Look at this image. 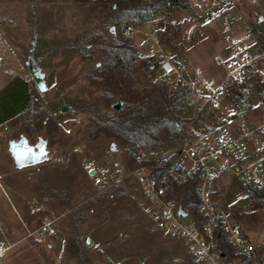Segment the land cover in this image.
I'll list each match as a JSON object with an SVG mask.
<instances>
[{"label": "rangeland", "instance_id": "rangeland-1", "mask_svg": "<svg viewBox=\"0 0 264 264\" xmlns=\"http://www.w3.org/2000/svg\"><path fill=\"white\" fill-rule=\"evenodd\" d=\"M187 1L190 7L171 6L168 16L145 17L143 23L148 34L163 55L142 57L132 63L133 88L151 91L156 87L154 93L160 94L166 84L167 91H173L174 79L163 77L158 67L151 71L152 65L164 57L182 68L183 75L193 82L200 84L194 75L195 68L206 82L218 84L222 80L224 69L216 58L227 51L224 30L218 20L197 15L191 7L192 0ZM224 6V13L232 17L235 34L243 35L248 41L253 39V28L264 34V0H225ZM104 14L102 6L84 0H31L27 6V29L12 32L13 40H20L24 57H30V66L44 90L39 91L29 75L34 103L15 132L0 133V150L10 152L8 143L13 137L24 136L31 145L44 143L47 160L24 169L33 173L31 170L42 164L56 167L55 172H43L44 180L38 181V188L45 193L44 201L58 203L52 210L61 215V220L40 238L34 234L7 239L12 246L0 256V264H198L187 245L169 234L157 211L150 208L138 185L128 176L132 153L96 133L102 119L75 110L76 104L97 100L104 112L103 119L117 111L106 107L101 97L105 90L91 79L93 66L102 52L91 54L87 45H82L88 47L85 52L80 51L85 36L95 35L99 29L105 31L101 27L106 19ZM171 19L175 20L174 24ZM139 30L129 36L132 44L137 45L134 46L137 52L153 51L155 44ZM103 33L110 43L124 38L120 27L115 29L113 37ZM63 41H71L77 53L71 55L69 49L51 52L54 43ZM144 60L152 65L146 67ZM255 94L254 88L244 84L231 90L220 108L223 117L227 115L226 120L232 124L258 122ZM62 106H65L63 111ZM190 116L187 110V117ZM162 139L163 148L177 146L166 135ZM88 166H105L120 189L102 195L106 190L94 185L86 171ZM50 176L53 181L49 180ZM218 183L224 209L238 220L264 264V206L252 203L248 191L237 179L226 176ZM181 196L178 199L183 200ZM43 223L49 224L39 217L35 226Z\"/></svg>", "mask_w": 264, "mask_h": 264}, {"label": "built area", "instance_id": "built-area-1", "mask_svg": "<svg viewBox=\"0 0 264 264\" xmlns=\"http://www.w3.org/2000/svg\"><path fill=\"white\" fill-rule=\"evenodd\" d=\"M191 2L197 15L218 20L224 30L227 51L216 58L224 76L213 84L206 82L196 69L194 75L199 84L184 76L171 60L164 58L159 62L161 75L175 80L191 116L183 141L171 149L139 150L133 155L137 165L128 176L137 183L150 208L157 211L169 234L187 245L198 264H261L256 246L238 220L224 209L217 182L229 176L247 191H264V48L254 38L248 41L234 33L232 17L223 10L225 0ZM133 32L132 24L122 29L124 36ZM242 84L256 92L254 101L259 117L256 123L232 124L220 111L227 93ZM92 170L94 185L103 190L115 185L105 166ZM192 182L197 214L173 196L175 187ZM48 230L49 224L43 223L34 233L40 238ZM217 234L230 246L231 253L217 246ZM11 246L6 239H0V256Z\"/></svg>", "mask_w": 264, "mask_h": 264}, {"label": "trees", "instance_id": "trees-1", "mask_svg": "<svg viewBox=\"0 0 264 264\" xmlns=\"http://www.w3.org/2000/svg\"><path fill=\"white\" fill-rule=\"evenodd\" d=\"M84 1L95 3V6H102L105 13L104 18H106L101 24V27H105V31L99 29L97 34L85 36L83 42L80 43L81 47L82 45L90 46L91 54L102 52L99 60L96 61V63L100 64L97 66L95 63L93 66L91 79L94 81L93 83H97L105 90L101 97L106 103V107L112 108L115 104H119L120 108L115 111L114 115L105 119H103L104 112L99 108L97 100L76 104L75 110L91 113L100 120L102 119L98 123L96 133L112 139L123 147L126 152H131L132 155L139 150L152 152L163 148V135H166L174 144H179L184 139L186 126L189 122L182 92L177 88L168 92L166 84H163L160 94L154 93L156 87H152L151 91L133 88L132 63L141 60V57L132 44L131 38H129L130 35H125L120 42L110 43L104 39L103 32L113 37L115 34L109 31L112 26L115 29L120 27L121 31L128 24L139 26L143 23L145 17L155 14L168 16L171 6L186 9L187 6L190 7L189 2L187 0H150L145 2L140 0ZM251 35L264 48V34L253 28ZM35 48L39 50L38 46ZM35 48L31 52L32 55H35ZM68 49L71 55L77 53V47H73L71 41L54 43L51 52ZM144 62L146 67L152 65L147 60H144ZM33 103L31 97L26 110L20 116L21 119ZM136 165L137 162L132 157L130 168L132 169ZM132 182L137 185L135 181L132 180ZM194 188L195 182L175 187L173 196L179 198L183 195L184 204L194 214H197ZM119 189L120 185L115 184L108 190L103 191L102 195L106 196L110 191ZM248 194L252 203L264 206V191H248ZM215 241L217 246L224 252L231 253L230 246L222 241L220 235L217 234L215 236Z\"/></svg>", "mask_w": 264, "mask_h": 264}, {"label": "crops", "instance_id": "crops-1", "mask_svg": "<svg viewBox=\"0 0 264 264\" xmlns=\"http://www.w3.org/2000/svg\"><path fill=\"white\" fill-rule=\"evenodd\" d=\"M30 2L31 0H0V133L5 135L17 130L22 120L20 116L26 110L32 97L29 80L30 57H24L21 45L18 43L20 40L17 42L13 40L15 30L27 29V6ZM170 21L175 22L174 19ZM145 26V23L134 26L135 32L142 29L143 37L153 42V37L148 34ZM134 46L137 47L135 44ZM138 54L141 58L151 59L162 56L163 52L155 44L153 51L147 50L144 54ZM164 58L171 60L168 57ZM156 67L159 68V63L152 65L151 71L153 72ZM196 69L198 70V68L194 70ZM179 70L183 72L182 68ZM21 137L24 136H20L19 139ZM13 138L9 142L19 140ZM94 167L86 168L89 177V171ZM33 169H35L31 170L33 173H28L24 168H17L11 153L0 150V239L11 240L10 238L13 237L34 235V232L41 227V225L35 226L39 217L48 221L49 231L61 220V215L55 214L52 210L53 205L58 206V203L50 202L49 199L44 201L45 193L40 187L38 188V183H40L38 181L44 180L43 172L46 174L55 172L56 167L51 164H42ZM54 179L56 180V177ZM222 179L223 177L219 178L218 182ZM49 180L53 181L52 176ZM219 186L218 183V188ZM54 228L57 229V227ZM8 242L11 244L10 241Z\"/></svg>", "mask_w": 264, "mask_h": 264}, {"label": "water", "instance_id": "water-1", "mask_svg": "<svg viewBox=\"0 0 264 264\" xmlns=\"http://www.w3.org/2000/svg\"><path fill=\"white\" fill-rule=\"evenodd\" d=\"M110 33L115 32V28L112 26L110 27ZM87 46H82L80 48L81 52H85L87 50ZM30 65V63H29ZM99 65V64H98ZM30 75L39 89V91H43L44 87L40 79L38 78V75L36 74V71H34L30 66ZM115 110H118L120 108L119 104H115L113 106ZM65 109V106L61 107V110L63 111ZM23 138V142H21V139ZM19 139L20 141H11L9 142V151L11 153V156L14 159L15 165L17 168L21 169L26 166L36 165L39 163H42L47 160V153L44 148V143L40 141L36 145H31L28 143L27 139L25 137H21ZM111 150H114V145H111ZM93 170L89 171V175L92 176Z\"/></svg>", "mask_w": 264, "mask_h": 264}]
</instances>
